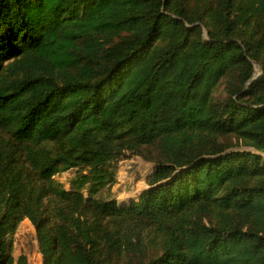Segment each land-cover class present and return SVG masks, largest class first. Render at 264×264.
Instances as JSON below:
<instances>
[{"label": "trees", "instance_id": "16d2710c", "mask_svg": "<svg viewBox=\"0 0 264 264\" xmlns=\"http://www.w3.org/2000/svg\"><path fill=\"white\" fill-rule=\"evenodd\" d=\"M25 219L40 264H264V0H0V264Z\"/></svg>", "mask_w": 264, "mask_h": 264}, {"label": "rangeland", "instance_id": "374dc122", "mask_svg": "<svg viewBox=\"0 0 264 264\" xmlns=\"http://www.w3.org/2000/svg\"><path fill=\"white\" fill-rule=\"evenodd\" d=\"M204 36L206 37L205 31ZM258 73L259 69H256V78L260 74ZM150 169L151 165L140 160L138 157L126 158L118 163L117 182L111 186L105 187L103 190L104 192L111 193V197L115 198L120 206H123L132 199H136L137 196L146 189L143 177L149 174ZM73 175V171H68L55 178L61 182L65 188H68V178ZM10 239L13 244L15 255L26 253L30 257L31 264H40L41 256L37 252L35 230L27 219L19 224L16 232Z\"/></svg>", "mask_w": 264, "mask_h": 264}, {"label": "water", "instance_id": "95a60500", "mask_svg": "<svg viewBox=\"0 0 264 264\" xmlns=\"http://www.w3.org/2000/svg\"><path fill=\"white\" fill-rule=\"evenodd\" d=\"M256 69H259V68L255 65V73H256ZM255 73H254V74H255ZM259 73H260V70H259ZM259 73H258V74H259ZM256 75H257V74H255V75L253 76V78L251 79V81H250L249 83H251L252 80H254V79L256 78V77H255Z\"/></svg>", "mask_w": 264, "mask_h": 264}]
</instances>
